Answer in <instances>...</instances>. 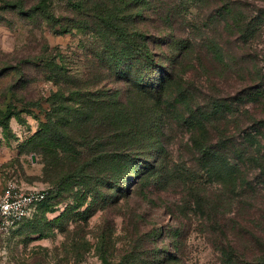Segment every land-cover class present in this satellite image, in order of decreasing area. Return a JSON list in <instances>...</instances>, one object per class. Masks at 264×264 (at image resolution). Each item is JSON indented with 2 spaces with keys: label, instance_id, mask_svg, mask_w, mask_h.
Segmentation results:
<instances>
[{
  "label": "rangeland",
  "instance_id": "obj_1",
  "mask_svg": "<svg viewBox=\"0 0 264 264\" xmlns=\"http://www.w3.org/2000/svg\"><path fill=\"white\" fill-rule=\"evenodd\" d=\"M172 1L178 6L174 36L183 48L180 82L188 102L195 112H211L215 103L231 108L227 119H212L200 134L183 125L188 113L180 103V125L165 130L160 158L186 178L172 182L164 175L156 182L146 176L126 186L111 173L90 175L81 168L86 145L75 147L79 155L71 159L60 150L53 159L31 149L58 90L53 59L63 54L86 74L96 64L95 39L62 34L39 19L0 9V119L8 107L21 118H10L8 131L0 126V192L13 181L23 191L56 195L33 222L0 230V264H247L264 256V187L257 169L262 163L241 168L246 187H229L225 175L211 177L200 168L193 142L217 149L224 137L246 157H262L244 138L264 145V131L251 126L264 122V99L243 98L257 90L256 74L264 72V0ZM158 76L157 71L150 81ZM120 86L125 87L112 88ZM22 101L37 106L24 107Z\"/></svg>",
  "mask_w": 264,
  "mask_h": 264
},
{
  "label": "trees",
  "instance_id": "obj_2",
  "mask_svg": "<svg viewBox=\"0 0 264 264\" xmlns=\"http://www.w3.org/2000/svg\"><path fill=\"white\" fill-rule=\"evenodd\" d=\"M0 3L1 10L14 11L30 20L39 19L62 34L90 35L95 39L94 44H98L91 49L96 64L86 74L67 63L63 54L59 53L53 59L52 80L58 90L52 96L46 123L41 124L40 131L30 142L34 153L45 157L51 155L55 159L56 151L60 150L71 159L79 155L75 153V147L86 145L87 152L81 155V168L90 175L111 173L113 180L117 183L122 181L125 186L127 181L135 183L146 176L156 178V182L164 175L172 182L180 180V177L186 178L184 174L171 172L173 169L166 158H160L163 141L168 140L165 130L169 127L170 131L174 125H180V103L188 113L187 118H181L183 125L192 131L199 130L200 134L207 131L206 125L212 119H227L231 107L215 103L211 112L203 109L195 112L188 102L190 99L184 94L186 90L184 92L180 82L183 48L180 49L179 40L174 36L173 21L178 11L176 2L0 0ZM172 47V54H166L165 51ZM157 71L158 79L150 81ZM256 75L254 86L257 90L249 89L250 93L243 98L249 103H260L264 99L263 70ZM120 83L125 87L112 88ZM22 102L24 107L37 106ZM14 116L21 119L19 113H12L9 107L1 115L0 126L5 131L9 130L8 121ZM255 125L258 127L256 132L263 133L264 122L258 121L251 126ZM244 139L249 149H254L253 154L262 152V157H246L245 151L236 148L233 140L224 137H220L217 149L210 145L204 147L193 140L199 151L200 168L211 177L225 175L229 187L236 183L239 188L249 184L240 173L241 168L258 161L262 163L257 165V169L264 187V145L252 136ZM93 140H98L101 148L91 146ZM110 158L111 162L108 161ZM159 164L161 167L157 168ZM76 175L81 179L86 177ZM80 184L84 185V182L80 181ZM55 196L51 192L38 204L32 217L16 224L33 222ZM165 258L168 262L172 259L168 254ZM227 262L230 264L231 260ZM247 264H264V256Z\"/></svg>",
  "mask_w": 264,
  "mask_h": 264
},
{
  "label": "built area",
  "instance_id": "obj_3",
  "mask_svg": "<svg viewBox=\"0 0 264 264\" xmlns=\"http://www.w3.org/2000/svg\"><path fill=\"white\" fill-rule=\"evenodd\" d=\"M48 195V190L23 191L13 181H8L0 192V230H8L17 222L32 217L38 204Z\"/></svg>",
  "mask_w": 264,
  "mask_h": 264
}]
</instances>
